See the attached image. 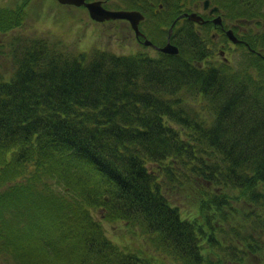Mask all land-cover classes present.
<instances>
[{
    "label": "trees",
    "instance_id": "obj_1",
    "mask_svg": "<svg viewBox=\"0 0 264 264\" xmlns=\"http://www.w3.org/2000/svg\"><path fill=\"white\" fill-rule=\"evenodd\" d=\"M30 1L0 6V36H8L0 42V256L256 264L264 252V0H209L249 48L239 46L246 60L236 69L202 66L211 53L197 36L178 56L154 60L29 35L27 20L44 19ZM94 214L128 232L130 245L112 242Z\"/></svg>",
    "mask_w": 264,
    "mask_h": 264
},
{
    "label": "flooded vegetation",
    "instance_id": "obj_2",
    "mask_svg": "<svg viewBox=\"0 0 264 264\" xmlns=\"http://www.w3.org/2000/svg\"><path fill=\"white\" fill-rule=\"evenodd\" d=\"M52 1L56 2L54 0ZM95 1L101 2L103 8L107 11L137 12L143 17V20L137 25V33L131 29V25H129L128 22L123 20H108V22L104 23H96L89 20L88 22L90 26L93 25L106 27L111 24V29H113L114 26L119 25L122 27L121 32H123L125 29L126 34H122L123 37L125 36L122 40H125L128 36L129 47L123 48L120 46L118 47L117 51H129L126 52V55H136L141 57L145 55L154 60L162 56L169 57L172 55L161 52V49L167 43L170 46L177 48L178 51L184 52L183 42L187 40V37L193 38L195 36H197L198 39L204 43V49L206 53L208 47L216 45L219 41L224 42L221 39V35L224 36L225 31L229 30L228 25H225L222 19H220L222 21L221 27L212 25L213 19L217 16H220V12L216 14H210L209 12L213 6L210 4L205 10L200 0H193V2L190 3L191 6H189V4L182 3L181 0H86L87 3ZM166 1H170V3H166ZM169 4L172 6V9H170ZM182 5H187L189 10L187 12H182V14L178 12V15L173 16V13H175L174 10ZM78 10L82 11L84 14L87 13L84 7H80ZM193 13L201 17L202 26H197V24L190 23L184 19V17L180 18L182 15ZM174 20H176V23H178L179 29L177 30L173 29L174 27L169 24V22L172 23ZM155 22L160 23L162 26L156 25ZM125 25L127 26L126 28H124ZM165 25L168 28H166ZM209 29L210 32H212V36L211 40L207 43V41H205V35ZM189 32L190 34H188ZM72 38L73 36H70V40H73ZM78 41L80 46H88L85 44H80L81 40L78 39ZM225 45L227 46L228 42H225ZM225 45L221 44L216 47V50H219L220 57H222L223 53L226 52L223 51V49H226ZM215 60L216 61L214 64L221 63L220 60L216 58Z\"/></svg>",
    "mask_w": 264,
    "mask_h": 264
},
{
    "label": "rangeland",
    "instance_id": "obj_3",
    "mask_svg": "<svg viewBox=\"0 0 264 264\" xmlns=\"http://www.w3.org/2000/svg\"><path fill=\"white\" fill-rule=\"evenodd\" d=\"M14 0H0V6L5 4H10ZM202 1V0H201ZM30 11L33 14L37 13L40 15H43L44 19H41L40 23L34 22L32 20L33 18H29L27 20L28 28L30 27V33L29 35L34 34H48L52 33L54 35H57L61 37L65 42L68 44H73L75 48H78V50H88L80 47V44H85L88 46H91L90 49H102V50H109L113 51L117 54H126V52L129 51H121L118 52V47L122 46L123 48L129 47L128 42V36L125 40H122L124 37L122 34H126V30L124 29L123 32H121L122 27L121 26H114L113 29H111V24L106 27L102 26H93L90 27L88 22L89 18L87 13H82V11H79L77 8H70V7H60V9H56L55 4L52 3L51 0H31L30 1ZM166 3H170L166 1ZM170 9H172L171 5L169 4ZM174 10V9H173ZM174 15H178L182 12H187V10L181 11L180 7L178 9L174 10ZM179 12V13H178ZM42 18V17H41ZM156 25H160V23L155 22ZM127 26L125 25L124 28ZM51 31V32H50ZM210 31V30H209ZM70 36H73V40H69ZM210 36H212V32H210ZM8 36L1 37L0 36V42H6ZM67 40V41H66ZM69 40V42H68ZM209 40L207 41V43ZM225 45V42L219 41L216 45H212V50L210 51V57L209 61L205 62L203 66L210 65V62H212L213 58H216L218 60L221 59H227L230 61V65L234 69L240 67L246 60V57L241 53L239 47H234L231 44L228 43V45H225L226 49H223L225 53H223L222 57L217 56L219 55V50H216V47L218 45ZM71 45V48L74 49ZM221 59H220V58ZM5 72V69H4ZM174 200V198H172ZM96 220L98 222H101L102 227L104 229V233L106 236L114 243L118 244L119 246L126 245L131 243V239L128 237L129 233L126 231L120 230L121 227H116L115 224H107L106 222L102 221L97 214H94ZM120 236V238H119ZM139 244H141V241H139ZM256 264H264V252L260 254L255 259ZM0 264H14L10 258H5L0 256Z\"/></svg>",
    "mask_w": 264,
    "mask_h": 264
},
{
    "label": "water",
    "instance_id": "obj_4",
    "mask_svg": "<svg viewBox=\"0 0 264 264\" xmlns=\"http://www.w3.org/2000/svg\"><path fill=\"white\" fill-rule=\"evenodd\" d=\"M58 4L60 5H67V6H73L76 8H79L81 6L86 7L87 13L89 15V18L95 22L102 23L104 21L108 20H126L129 22V25H131V28L137 33V25L138 22L142 19V16L136 12H108L104 10L100 4V2H93V3H85V0H56ZM204 9L208 7V1H205L203 3ZM212 12H217L216 8H213L211 10ZM189 19L195 22H198L201 20L199 17H197L195 14H191L189 16ZM214 24L220 25V19L216 18L214 19ZM226 36L230 42L233 44H236L237 40L233 36V33L231 31L226 32ZM168 49H165L164 52L168 54L175 55L177 53V50L173 48V46L167 45Z\"/></svg>",
    "mask_w": 264,
    "mask_h": 264
},
{
    "label": "bare ground",
    "instance_id": "obj_5",
    "mask_svg": "<svg viewBox=\"0 0 264 264\" xmlns=\"http://www.w3.org/2000/svg\"><path fill=\"white\" fill-rule=\"evenodd\" d=\"M88 24H89V23H88ZM169 24H170L172 27H174L173 29H175V30L179 29V28H178V23H176V20H174L172 23L169 22ZM170 25H169V26H170ZM89 26H90V25H89ZM90 27H93V25H91ZM95 27H97V26H95ZM167 44H168V43H167ZM167 44L161 49V52L164 53V54L166 53V52H164V50H165V49H168V48H167Z\"/></svg>",
    "mask_w": 264,
    "mask_h": 264
}]
</instances>
